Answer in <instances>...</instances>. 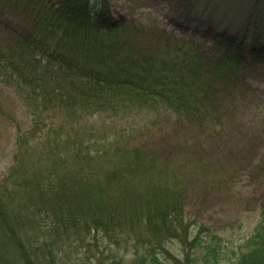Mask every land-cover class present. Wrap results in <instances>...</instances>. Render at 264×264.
Listing matches in <instances>:
<instances>
[{"label": "trees", "instance_id": "1", "mask_svg": "<svg viewBox=\"0 0 264 264\" xmlns=\"http://www.w3.org/2000/svg\"><path fill=\"white\" fill-rule=\"evenodd\" d=\"M116 25L108 0H60L41 6L23 35L0 41V77L32 117L0 186V264H66L62 253L79 252L100 233L107 244L94 243L95 262L78 264H264V206L240 251L219 235L204 237L185 216L175 170L188 154L130 147L131 133L112 126L162 107L199 135L227 130L237 110L204 83L217 65L203 74L180 65L183 49L169 43L150 55L110 35ZM222 146L220 161L228 158ZM234 158L250 157L244 150ZM130 243L129 260L106 252Z\"/></svg>", "mask_w": 264, "mask_h": 264}, {"label": "rangeland", "instance_id": "2", "mask_svg": "<svg viewBox=\"0 0 264 264\" xmlns=\"http://www.w3.org/2000/svg\"><path fill=\"white\" fill-rule=\"evenodd\" d=\"M58 1L0 0V41L3 37L23 35L41 6L50 7ZM108 3L116 26H121L110 35H118L119 40L150 55L162 44L178 46L183 49L177 57L180 65L202 67L199 69L202 74L217 65L211 73L206 72L204 83L218 97L227 98V107L237 110L236 121L228 122L227 130L199 135L198 127L187 123L185 117L162 107L140 111L129 123L120 120L112 126L114 132L124 129L131 133L130 147L161 148L168 154L170 150L187 153V158L175 169L185 192L186 218L195 223L196 232L202 230L204 237L219 235L230 250L240 251L260 220L264 206V0H108ZM176 56L174 52L171 59ZM48 123L49 118L45 124ZM31 125L32 117L23 100L0 77V186L14 165L20 138L27 135ZM46 132L44 128L34 139L42 138ZM220 143L228 157L222 161V157H216ZM241 145L249 153L248 161L234 158L244 152ZM201 159L205 163L197 166ZM27 164L31 170L34 168L32 162L27 160ZM225 170L226 173L220 174ZM102 237L100 233L98 241L106 245ZM98 241L90 240L92 245L74 254L62 253L61 257L66 264H78L79 258L95 262L93 255L95 248H99L94 243ZM178 248L176 244L171 246L173 253ZM106 252L126 260L134 255L131 243L120 249L108 248Z\"/></svg>", "mask_w": 264, "mask_h": 264}]
</instances>
